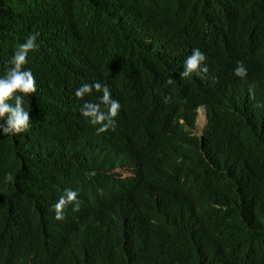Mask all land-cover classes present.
<instances>
[{
  "label": "trees",
  "instance_id": "obj_1",
  "mask_svg": "<svg viewBox=\"0 0 264 264\" xmlns=\"http://www.w3.org/2000/svg\"><path fill=\"white\" fill-rule=\"evenodd\" d=\"M34 34L29 127L0 129V264H264V0H0V76ZM195 48L208 71L182 78ZM97 82L121 105L99 134L80 109L102 93L75 95ZM65 189L89 205L57 220Z\"/></svg>",
  "mask_w": 264,
  "mask_h": 264
},
{
  "label": "clouds",
  "instance_id": "obj_2",
  "mask_svg": "<svg viewBox=\"0 0 264 264\" xmlns=\"http://www.w3.org/2000/svg\"><path fill=\"white\" fill-rule=\"evenodd\" d=\"M37 35L34 34L29 36L26 41L19 45L14 55L10 58L8 63L11 67L6 70L3 76H0V120L6 121L5 124H0V129H2L4 134H18L22 133L29 127V113L23 107V95L20 94H31L36 92L35 78L30 69H25L24 65L27 64L28 53L38 47L36 40ZM212 37L214 35H211ZM205 60V55L200 51V49L195 48L192 50V54L189 55L184 61V70L180 72L182 78L189 77L193 72L207 73L208 68L204 66L201 68L202 62ZM234 75L244 78L247 76V69L244 67L242 61L236 62V67L233 70ZM167 84H171L172 80L168 79ZM95 88L97 92H101L99 103L85 102L80 111L82 115L89 118L91 123L96 125L99 124L100 127L97 129V133H103L109 128H114L115 120L114 118L118 115L120 110V103L118 100L112 99L111 92L107 85H101L97 82L95 84L85 83L80 86L75 91L77 98L83 99L86 94H90ZM251 94L252 90L249 89ZM14 100V103H9V101ZM101 105L104 106V110L101 109ZM204 109L206 112V125L204 127L203 133L199 135L196 130L195 132L203 137L205 134V128L208 123L207 111L204 106L197 109V125L199 118L201 116V110ZM197 129V127H196ZM117 169H122L130 174V176L122 177L121 173H116ZM94 174V173H93ZM118 175L119 180H124L125 178L133 177V169L128 167H117L109 172V166L107 169V176ZM113 180V179H112ZM112 180L108 182L110 184L107 189L112 187ZM98 186L101 182H96ZM107 184V185H108ZM76 189H65L64 193L58 198L57 202L51 206V209L55 212V219H64V209L68 204L73 202L76 203L74 208L75 213L81 210V213L87 209L89 205L88 198H86L87 193ZM87 199V202H86ZM123 207L125 208L124 201L120 199ZM126 210V209H125Z\"/></svg>",
  "mask_w": 264,
  "mask_h": 264
},
{
  "label": "rangeland",
  "instance_id": "obj_3",
  "mask_svg": "<svg viewBox=\"0 0 264 264\" xmlns=\"http://www.w3.org/2000/svg\"><path fill=\"white\" fill-rule=\"evenodd\" d=\"M206 125V112L204 109L201 110V116L199 118L198 121V125H197V129L196 132L201 135L203 133L204 127ZM116 173H121L122 177H126V176H130V174L128 172H124L122 171V169H117V171H115Z\"/></svg>",
  "mask_w": 264,
  "mask_h": 264
},
{
  "label": "bare ground",
  "instance_id": "obj_4",
  "mask_svg": "<svg viewBox=\"0 0 264 264\" xmlns=\"http://www.w3.org/2000/svg\"><path fill=\"white\" fill-rule=\"evenodd\" d=\"M171 80H172V78H171ZM174 89H175V88H174ZM122 161H123V160H122ZM134 161H135V160H134ZM128 163H129V162H128ZM131 164H132V163H131ZM92 176H93V175H92ZM232 263H233V261H232ZM234 264H236L235 261H234ZM237 264H238V263H237Z\"/></svg>",
  "mask_w": 264,
  "mask_h": 264
}]
</instances>
